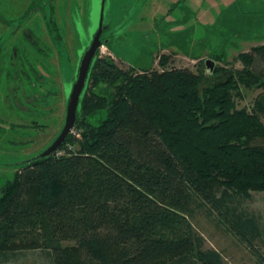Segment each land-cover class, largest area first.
<instances>
[{"label": "trees", "instance_id": "obj_1", "mask_svg": "<svg viewBox=\"0 0 264 264\" xmlns=\"http://www.w3.org/2000/svg\"><path fill=\"white\" fill-rule=\"evenodd\" d=\"M169 58L161 70L93 60L78 135L1 187L0 264L30 251L50 264H223L193 224L203 209L250 246L261 236L240 199L264 192V89L250 107L236 100L264 88V44L210 74Z\"/></svg>", "mask_w": 264, "mask_h": 264}, {"label": "rangeland", "instance_id": "obj_2", "mask_svg": "<svg viewBox=\"0 0 264 264\" xmlns=\"http://www.w3.org/2000/svg\"><path fill=\"white\" fill-rule=\"evenodd\" d=\"M83 3V20L74 14L67 46L58 47L57 54L51 55L55 67L27 65L51 74L55 81L52 80L50 98L35 102L33 107L27 103L30 112H23L22 98L20 105L10 104L0 115V191L25 165L22 162L44 150L62 129L81 57L93 40L101 17L102 0ZM37 20L29 24L39 27ZM102 23L105 29L101 39L105 47L95 59L110 58L123 69L132 66L161 70L158 58L165 54L170 56L168 68L210 74L207 60L214 61L213 69L216 66L242 69L238 55L264 44V0H105ZM39 24L42 25L41 20ZM40 30L43 33L44 29ZM31 54L36 57L32 51L25 53V57L37 63ZM28 72L30 77L24 81V89L32 94L35 89L31 90L27 82H32L33 74L31 70ZM87 87L86 82L81 98ZM241 88V96L236 100L238 107L252 106L264 89ZM261 118L264 123V115ZM256 144L264 145V138L257 139ZM240 201V207L255 215L261 229V236L252 246L229 231L228 225L218 224L205 209L195 213L193 224L204 238L203 247L219 251L223 264H264L257 257L264 261V192H251L249 198ZM4 264H50V261L43 251H30L18 253L13 261Z\"/></svg>", "mask_w": 264, "mask_h": 264}, {"label": "flooded vegetation", "instance_id": "obj_3", "mask_svg": "<svg viewBox=\"0 0 264 264\" xmlns=\"http://www.w3.org/2000/svg\"><path fill=\"white\" fill-rule=\"evenodd\" d=\"M83 2L86 0H0V115L9 109L10 104L20 105L22 98L23 112H30L27 103L34 105L50 98L51 74L41 72L40 67L29 68L27 65H46V69L55 67L51 55L57 54L58 47L67 46L74 14L83 20ZM36 18L42 21L40 25L37 20L39 27L29 24L31 21L35 23ZM40 28L44 29L43 33ZM31 51L36 54V57L31 55L38 60L37 63L25 57V53ZM29 70L33 76L32 82L27 83L31 90L35 89L32 94L24 89V81L30 77Z\"/></svg>", "mask_w": 264, "mask_h": 264}, {"label": "water", "instance_id": "obj_4", "mask_svg": "<svg viewBox=\"0 0 264 264\" xmlns=\"http://www.w3.org/2000/svg\"><path fill=\"white\" fill-rule=\"evenodd\" d=\"M103 11H104V0L102 3V10H101V17H100L98 31L95 33L90 46L85 50L80 60L77 79L73 85V88L67 100L65 119L62 129L55 137V139L44 150H42L39 154L35 155L34 157L25 160L24 162H22L23 164L26 165L36 160L50 157L54 153L58 152L61 146L64 143H66L68 136L74 129L77 121V111L80 105L81 94L85 88L91 64L98 50H100L103 46H105V42L102 41L101 39V35L105 29V26H103L102 23ZM206 64L207 66L210 67V72H212L214 61L207 60Z\"/></svg>", "mask_w": 264, "mask_h": 264}, {"label": "built area", "instance_id": "obj_5", "mask_svg": "<svg viewBox=\"0 0 264 264\" xmlns=\"http://www.w3.org/2000/svg\"><path fill=\"white\" fill-rule=\"evenodd\" d=\"M78 132H79V131H78L77 129L74 128V129L72 130L71 133H72L73 135H78Z\"/></svg>", "mask_w": 264, "mask_h": 264}]
</instances>
